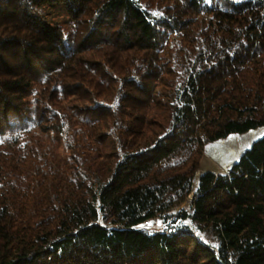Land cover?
<instances>
[{
    "label": "trees",
    "instance_id": "1",
    "mask_svg": "<svg viewBox=\"0 0 264 264\" xmlns=\"http://www.w3.org/2000/svg\"><path fill=\"white\" fill-rule=\"evenodd\" d=\"M261 127L264 0H0V264H264Z\"/></svg>",
    "mask_w": 264,
    "mask_h": 264
},
{
    "label": "rangeland",
    "instance_id": "2",
    "mask_svg": "<svg viewBox=\"0 0 264 264\" xmlns=\"http://www.w3.org/2000/svg\"><path fill=\"white\" fill-rule=\"evenodd\" d=\"M57 10L58 8H52L48 10L47 12H45V15L42 16V18L45 21H51V24L53 26L59 24L63 20V17L55 16V11ZM254 130L258 131L255 134H251L252 130L243 134H232L225 139H220L205 145L204 152L201 158L200 168L196 174V179H198L200 174L208 170L214 171L217 174L228 173L232 165L238 161V158L242 151L250 147V145L255 140H257L264 134V127ZM191 199L192 194L182 205V207L187 208ZM166 224L167 222L164 218L156 217L149 222H146L143 226L152 231H161L166 227ZM200 237L205 242H209L213 245L217 244V240H215L212 235L203 234L200 235Z\"/></svg>",
    "mask_w": 264,
    "mask_h": 264
},
{
    "label": "bare ground",
    "instance_id": "3",
    "mask_svg": "<svg viewBox=\"0 0 264 264\" xmlns=\"http://www.w3.org/2000/svg\"><path fill=\"white\" fill-rule=\"evenodd\" d=\"M258 130H252L251 134H255Z\"/></svg>",
    "mask_w": 264,
    "mask_h": 264
},
{
    "label": "water",
    "instance_id": "4",
    "mask_svg": "<svg viewBox=\"0 0 264 264\" xmlns=\"http://www.w3.org/2000/svg\"><path fill=\"white\" fill-rule=\"evenodd\" d=\"M239 159V158H238Z\"/></svg>",
    "mask_w": 264,
    "mask_h": 264
}]
</instances>
